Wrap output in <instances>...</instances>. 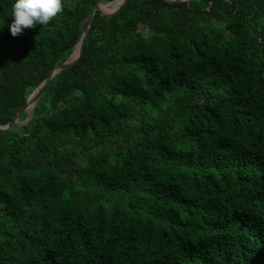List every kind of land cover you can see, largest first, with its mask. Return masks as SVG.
I'll return each instance as SVG.
<instances>
[{
	"label": "trees",
	"instance_id": "1",
	"mask_svg": "<svg viewBox=\"0 0 264 264\" xmlns=\"http://www.w3.org/2000/svg\"><path fill=\"white\" fill-rule=\"evenodd\" d=\"M109 1L0 0V124ZM0 264H264V0L95 11L0 130Z\"/></svg>",
	"mask_w": 264,
	"mask_h": 264
},
{
	"label": "clouds",
	"instance_id": "2",
	"mask_svg": "<svg viewBox=\"0 0 264 264\" xmlns=\"http://www.w3.org/2000/svg\"><path fill=\"white\" fill-rule=\"evenodd\" d=\"M63 8V0H14L11 5L10 33L16 37L37 23L47 25L62 13Z\"/></svg>",
	"mask_w": 264,
	"mask_h": 264
},
{
	"label": "water",
	"instance_id": "3",
	"mask_svg": "<svg viewBox=\"0 0 264 264\" xmlns=\"http://www.w3.org/2000/svg\"><path fill=\"white\" fill-rule=\"evenodd\" d=\"M109 1V2H105V3H110L113 2ZM169 1H183V0H169ZM188 1V0H185ZM126 2V0H119V2L115 5V7L113 9H111L110 11H103L100 7V4H104L102 2H97L93 9L91 10V12L89 13V15L87 16V21H86V25L85 28L82 32V35L80 37V39L77 41L75 47L73 48L72 52L70 53V55L60 64H57L49 73V75L32 91V93L28 96L27 101L24 105V107H22L20 110H18L14 117L8 121L5 124H0V130H6L9 129L13 124H23L26 123L29 118L31 117V112L32 109L35 105V103L37 102L38 98L40 97L43 89L45 88V86L47 85V83L51 80V78L58 73L61 69H63L66 66L71 65L72 63H74L81 55L83 48H84V44H85V40H86V36L93 18V15L95 13V11L99 10L105 14H112L117 12ZM32 104V105H31ZM31 105V109L30 111L27 110V106ZM24 111H28V115L25 118V120H20L19 119V115L24 112Z\"/></svg>",
	"mask_w": 264,
	"mask_h": 264
},
{
	"label": "bare ground",
	"instance_id": "4",
	"mask_svg": "<svg viewBox=\"0 0 264 264\" xmlns=\"http://www.w3.org/2000/svg\"><path fill=\"white\" fill-rule=\"evenodd\" d=\"M119 2V0H114L113 2H110V3H105V4H100L101 7H104V8H114L115 5ZM32 105V104H31ZM31 105L27 106V110L30 111L31 109Z\"/></svg>",
	"mask_w": 264,
	"mask_h": 264
},
{
	"label": "rangeland",
	"instance_id": "5",
	"mask_svg": "<svg viewBox=\"0 0 264 264\" xmlns=\"http://www.w3.org/2000/svg\"><path fill=\"white\" fill-rule=\"evenodd\" d=\"M102 3H104V4H105V2H102ZM139 30H143V27H142V26H140V27H139Z\"/></svg>",
	"mask_w": 264,
	"mask_h": 264
}]
</instances>
